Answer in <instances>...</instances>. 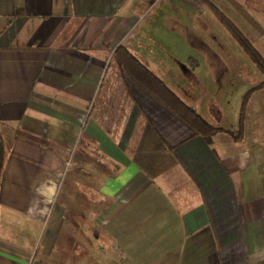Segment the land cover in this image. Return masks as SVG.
<instances>
[{
    "label": "crops",
    "instance_id": "obj_1",
    "mask_svg": "<svg viewBox=\"0 0 264 264\" xmlns=\"http://www.w3.org/2000/svg\"><path fill=\"white\" fill-rule=\"evenodd\" d=\"M188 1L0 0V264H264V115L235 139L152 50ZM135 60L221 131L195 134Z\"/></svg>",
    "mask_w": 264,
    "mask_h": 264
},
{
    "label": "rangeland",
    "instance_id": "obj_2",
    "mask_svg": "<svg viewBox=\"0 0 264 264\" xmlns=\"http://www.w3.org/2000/svg\"><path fill=\"white\" fill-rule=\"evenodd\" d=\"M207 1L210 4L189 0L184 5L187 15L172 11L166 20H159L152 50L165 65L171 62L168 55H176L192 72L190 76L165 72V83L182 87L180 95L199 106L202 113L209 102H215L224 126L239 130L245 119L264 115V88H259L264 75L254 60L257 55L241 45L233 30H238L264 61V0ZM246 7L254 9L259 21H253ZM92 159L99 162L96 154Z\"/></svg>",
    "mask_w": 264,
    "mask_h": 264
},
{
    "label": "trees",
    "instance_id": "obj_3",
    "mask_svg": "<svg viewBox=\"0 0 264 264\" xmlns=\"http://www.w3.org/2000/svg\"><path fill=\"white\" fill-rule=\"evenodd\" d=\"M200 1L208 2L207 0ZM222 18L225 20L224 16H222ZM233 33L238 37L241 45L246 50H248V52L257 55L256 57H254V60L259 66L262 74L264 75L263 59L258 55L257 51L249 45V43L245 38H243L238 30L234 29ZM137 66L141 70V73L133 74L131 75V77L141 87L151 92L154 97H156L169 110H171L176 116H178L183 122H185V124H187L191 128V130L195 132V134H198L205 138L206 141H209L214 134L221 131L219 128L209 124L193 108L186 106L172 91H170L166 87V85L160 79L149 73L140 63L137 62ZM259 88H264V82L259 86ZM242 129L243 128L241 122V128L234 134L235 139H240V137L242 136Z\"/></svg>",
    "mask_w": 264,
    "mask_h": 264
}]
</instances>
